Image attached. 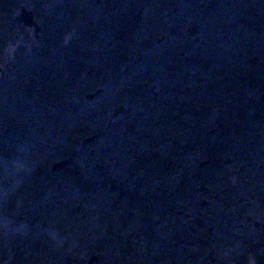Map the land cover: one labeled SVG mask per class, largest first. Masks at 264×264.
Returning a JSON list of instances; mask_svg holds the SVG:
<instances>
[{"label":"trees","instance_id":"16d2710c","mask_svg":"<svg viewBox=\"0 0 264 264\" xmlns=\"http://www.w3.org/2000/svg\"><path fill=\"white\" fill-rule=\"evenodd\" d=\"M144 1L0 0V157L40 137L51 150L19 187L20 211L44 225L49 197L71 184L65 208L78 216L76 196L100 184L115 195L110 211L119 213V226L134 219L128 210L137 217L118 256L97 253L94 264H264V223L247 221L253 205L264 210V189L240 201L264 169V0H160L148 15ZM22 5L39 24L38 37L13 22ZM189 20L200 26L198 41L185 34ZM113 80L124 83L107 106H123L121 118L71 121L87 93ZM108 140L126 150L129 178L109 175ZM81 155L86 173L76 162ZM64 158L69 163L52 172L51 161ZM225 158L246 168L236 174L239 164L227 167ZM180 205L192 210L191 223ZM37 238L0 244V264L50 257L47 240Z\"/></svg>","mask_w":264,"mask_h":264},{"label":"rangeland","instance_id":"374dc122","mask_svg":"<svg viewBox=\"0 0 264 264\" xmlns=\"http://www.w3.org/2000/svg\"><path fill=\"white\" fill-rule=\"evenodd\" d=\"M159 1L145 0L143 4L144 14L158 12L159 7H157V4ZM160 14L165 16L163 12ZM192 23V20L185 21L183 24L184 29L190 27ZM123 83L121 80H113L106 87L103 86L98 95L78 105L75 113L70 117L71 121H82L89 118L95 122L111 123L121 118L122 113L110 121L113 109L118 107L119 104L108 107L107 103L119 95ZM127 109L126 107L125 111ZM45 140L46 138L40 137L34 145L20 146L11 156L0 157V244L7 245L12 239L19 236L23 238L33 237L34 239H38L37 237L44 238L47 240V248H50L49 250L53 253L51 255L49 253L48 256L50 257L47 258L46 256L40 264H88L93 256L97 258V253L104 254L107 260L114 259L118 256V247L122 245L121 242L132 235V230L135 227L131 223L136 220L137 214L134 209L128 210L132 213L134 219L129 220L124 228L119 226L117 221L119 213L115 214L110 211L115 195L107 187L97 184L90 192L77 195L76 197L79 200H83V203L79 205L83 209L78 216H72L65 208L67 199L64 196H68L66 192H71L72 187L70 184L69 189L64 188L61 195L55 193L50 196L51 198L49 197L51 201L50 208L44 225L30 224L24 219L20 211V201L15 200V197L18 196L19 187L27 183L34 168L43 167L46 159L51 156V150L46 147ZM108 147L109 153L106 154L105 167L109 175L124 179L129 178L124 173V166L129 161V156L123 153L126 150L124 149L121 152V149H116L110 141ZM57 160H52L50 166ZM76 162L80 163L81 168L84 166L86 173V157L81 155ZM119 163L122 164L121 167L118 165ZM226 166L229 167V164ZM258 174L259 177L255 182L246 189H242L241 196H245V192L264 189V169ZM141 175L142 172H138L137 176L141 177ZM136 177L129 179V183L133 182ZM230 179L232 182L237 183L234 175ZM72 193L75 194V189L72 190ZM250 216L254 222L264 223V210L259 209L256 205L252 206ZM244 228L247 232H251V228L247 225H244ZM240 235L242 236V232ZM233 244L235 245L234 249H237L240 244L238 236L234 238ZM221 252L223 256L229 257L233 252V248L226 246ZM93 262L95 260L91 261V263Z\"/></svg>","mask_w":264,"mask_h":264},{"label":"water","instance_id":"95a60500","mask_svg":"<svg viewBox=\"0 0 264 264\" xmlns=\"http://www.w3.org/2000/svg\"><path fill=\"white\" fill-rule=\"evenodd\" d=\"M13 22L18 23V24H22L25 27L31 28L32 29V34L34 37H38V32L40 29L39 24L35 21L33 13L31 10L27 9L25 6H20L19 10L15 12V14L12 17ZM198 28L199 25L194 22L190 27L186 28V35L189 37H194L197 32H198ZM255 31H258V28L254 29ZM164 36H161V38H158L156 42H159L161 39H163ZM197 40V37L195 38ZM148 84L146 83L144 85V87H146ZM101 89H97L94 92H90L87 93L85 95V99H92L94 96L98 95L100 93ZM148 91L155 97L157 95L156 90H155V85L152 84ZM262 98L264 99V94L262 95ZM123 110V106H119L113 109L112 114L110 116V120L114 119L118 114L121 113V111ZM99 134H93L90 136H86L83 140H82V145H86L88 144L90 141H92L93 139L97 138ZM70 159L69 158H64V159H60L57 160L55 162L52 163L51 165V171L52 172H58L61 169H63L68 163H69ZM229 163V158H225L223 164L227 165ZM201 189H203V185H201L200 187ZM180 207L182 208L183 206L180 205ZM185 217H189V214H186ZM250 219V217H248ZM188 222H190L188 220ZM255 225H258V223H255ZM189 229L191 232H195L194 227L189 224L188 225ZM96 259L95 256L92 257L91 261H94ZM91 261L88 264H91Z\"/></svg>","mask_w":264,"mask_h":264},{"label":"flooded vegetation","instance_id":"af4514ba","mask_svg":"<svg viewBox=\"0 0 264 264\" xmlns=\"http://www.w3.org/2000/svg\"><path fill=\"white\" fill-rule=\"evenodd\" d=\"M22 6H24V5H22ZM193 24V23H192ZM199 32H200V26H199V28H198V32H197V34L194 36V37H192V38H196L197 37V40L195 39V41H198V35H199ZM185 34H186V31H185ZM189 37V36H188ZM164 38V37H163ZM156 97V96H155ZM124 111V107H123V110L121 111V113ZM262 136H264V135H260V137H262ZM232 164V165H234L235 163H237V169L234 171V173H236L237 174V172H240L241 170H243L244 168H246V162L245 161H243V162H241V163H239L238 161H235V159L233 158V159H229V163L228 164ZM227 164V165H228ZM253 165H255V161L253 162ZM235 166V165H234ZM233 170V169H232ZM237 185H239L240 184V182H238V183H236ZM201 189V188H200ZM202 190V192L203 193H205V194H207L208 193V190L206 189V188H204V186H203V189H201ZM250 194V193H249ZM248 194V195H249ZM245 195V196H241L240 197V201H244V199L247 197V199H249V200H252L253 199V195ZM206 202V200L204 199V200H202V202H201V204L203 205L204 203ZM183 207L181 208V207H179V210H178V214H180V215H182L183 216V218L184 219H186V221H187V223H189L188 222V220L190 221V223H191V221H192V219L194 218V214H193V212H192V210L191 209H189V208H186L184 205H182ZM195 213H197V215H199V216H201V213H200V211H199V209H195ZM186 214H189V217H185V215ZM248 217H250V219L248 218ZM247 221H253L252 220V217L250 216V215H248L247 216ZM253 223H254V225H255V223H258V225H259V222H254L253 221ZM258 225H255V226H258ZM239 227L241 228L242 227V224H240L239 225ZM192 233H195V232H192ZM234 238H236V234H234ZM96 260L97 259H95V262H96ZM91 264H94V262L93 263H91ZM125 264H131V263H125Z\"/></svg>","mask_w":264,"mask_h":264}]
</instances>
